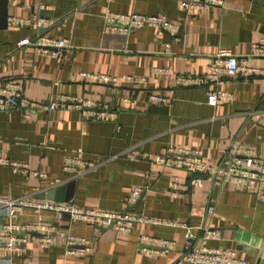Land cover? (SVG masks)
I'll return each mask as SVG.
<instances>
[{"label":"crops","instance_id":"1","mask_svg":"<svg viewBox=\"0 0 264 264\" xmlns=\"http://www.w3.org/2000/svg\"><path fill=\"white\" fill-rule=\"evenodd\" d=\"M180 1L7 0L8 17L38 14L48 24L37 30L66 38L69 45L59 57L17 46L35 29L7 22L0 29V85L18 82L23 97L38 102L76 96L90 105L116 109L118 115L114 121L95 119L88 105L83 112L35 110L28 117L24 103L0 111V157L44 173L19 174L0 164V198L43 199V192L70 184V200L81 208L128 212L152 222H135L130 232H117L70 220L66 214H37L24 207L10 221L24 226L40 218L54 226L52 242L43 245L28 238L25 254L0 252V264H178L185 228L173 224L188 225L195 233L209 225L221 238L208 245L235 249L247 260L264 264L263 200L218 178L128 155L133 149L157 153L166 146L197 147L216 164L232 143H239L264 159V56L251 55L264 34V0H224L221 7L192 12L180 8ZM38 3L45 7L39 9ZM109 11L164 15L180 25L179 41L172 40V32L154 27L107 32L104 15ZM219 50L246 58L255 71L246 77L220 71L217 80L207 77L202 84L177 80L185 75L205 78L213 72ZM156 67L168 73L158 74ZM80 71L142 81L112 86L83 79ZM209 90L225 91L230 97L210 106ZM150 95L165 102L151 101ZM66 157H80L91 166L67 171ZM196 177L201 182L191 184ZM135 187L140 191L130 198ZM208 206L214 207L212 214ZM8 222L0 215V226ZM69 234L88 239L91 250L84 256L66 254L63 244ZM162 240L171 244L162 246Z\"/></svg>","mask_w":264,"mask_h":264},{"label":"built area","instance_id":"2","mask_svg":"<svg viewBox=\"0 0 264 264\" xmlns=\"http://www.w3.org/2000/svg\"><path fill=\"white\" fill-rule=\"evenodd\" d=\"M223 4L224 0H181L179 7L187 12H192L206 10L214 6L221 7ZM44 7L45 5L43 3H38L39 9ZM7 22L12 26H30L35 29L33 35L21 38L17 42V46H33L38 52L52 57H59L61 51L69 45L66 38L50 37L38 31L37 29L40 26H47L48 24L47 20L38 14H33L29 18L11 16L7 18ZM144 27L167 30L174 34L172 38L174 42L179 41L178 33L180 31V25L169 20L164 15L136 12L121 13L114 11H109L104 15V29L107 32L129 33L132 30ZM169 46L170 42L165 43V50ZM251 55L264 56V34L252 46ZM216 60L217 64L212 67L213 72L209 73L205 78L185 75L178 76L177 80L182 83L202 84L207 77L217 80L220 71L226 75L239 73L245 77L255 71L248 66L246 58H237L229 50H219L216 54ZM153 70L158 74L168 73V69L164 67H156ZM78 75L83 79L112 86L126 82L139 84L142 81V78L128 75L115 76L106 73L86 71H80ZM229 97L230 94L225 91L209 90L207 92L206 102L210 106H214L219 100ZM149 98L151 101L165 102L164 98L157 95H150ZM123 101H128V98H124ZM19 103L26 105L24 117H28L35 110L52 111L76 108L83 112L85 105L93 107L89 115L95 119H109L114 121L118 115L116 109L109 108L107 105H90L76 96H59L54 100L38 102L24 98L23 87L18 82L9 81L4 85H0V111L6 112L12 110ZM76 151L77 153H81L80 148ZM128 155L132 158L142 156L151 159L156 164L185 169L194 174L211 178H218L222 184H231L235 188L250 192L257 199L264 201V159L256 156L252 148L248 146L232 143L224 151L221 159L216 164H211L207 160L204 151L197 147L166 146L157 153L140 152L133 149ZM63 161L64 169L67 171H75L76 166H83L84 164L91 166V163L85 162L80 157H66ZM0 164L9 167L15 173L44 177L43 172L31 169L28 164L23 162L0 157ZM201 180V177H196L191 181V184H199ZM175 184L176 178H173L171 185ZM139 191V187L133 188L129 194L130 198H135ZM24 207L32 209L37 214L41 211H50L57 217L66 214L70 220H83L95 226L108 227L111 225V228L117 232H130L135 222H152L150 219L128 212L84 209L72 201L56 202L49 199H34L28 197L11 200L0 198V215L9 219L8 223L0 226V252H5L10 256L25 254L28 238L43 245H48L52 242L55 228L53 225L43 222L40 218L36 222L24 226L14 224L10 221ZM207 211L212 214L214 207L208 206ZM169 224L172 225L173 223ZM173 225L185 228L183 247L178 264H255L239 255L235 249L208 245L207 242L209 240H219L221 238L220 231L211 228L209 225L198 227L197 233L188 225ZM20 231H24L25 234L17 235L16 232ZM28 232H36V234H29ZM168 244H171V242L167 240L161 241L162 246ZM63 247L66 254L76 256H84L91 250L88 239L72 234L66 236Z\"/></svg>","mask_w":264,"mask_h":264},{"label":"water","instance_id":"3","mask_svg":"<svg viewBox=\"0 0 264 264\" xmlns=\"http://www.w3.org/2000/svg\"><path fill=\"white\" fill-rule=\"evenodd\" d=\"M7 0H0V29H5L7 27ZM42 28H39V30ZM72 189L70 184H59L53 190L48 192H43L41 194V198L49 199L56 202H67L71 201V196L69 195V191ZM109 225L106 228H111ZM29 234H36V232H28ZM17 235H24V231L16 232Z\"/></svg>","mask_w":264,"mask_h":264}]
</instances>
